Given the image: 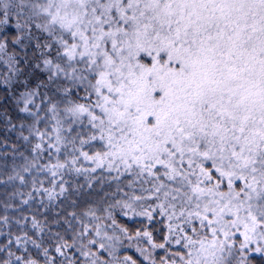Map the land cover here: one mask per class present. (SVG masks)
I'll list each match as a JSON object with an SVG mask.
<instances>
[{"label":"snow or ice","instance_id":"obj_1","mask_svg":"<svg viewBox=\"0 0 264 264\" xmlns=\"http://www.w3.org/2000/svg\"><path fill=\"white\" fill-rule=\"evenodd\" d=\"M0 127V264L264 257V0H0Z\"/></svg>","mask_w":264,"mask_h":264},{"label":"trees","instance_id":"obj_2","mask_svg":"<svg viewBox=\"0 0 264 264\" xmlns=\"http://www.w3.org/2000/svg\"><path fill=\"white\" fill-rule=\"evenodd\" d=\"M6 106L10 110L14 111L11 102H9ZM0 135H6L8 140H9V144L15 142L16 134L14 132L5 133L3 128L0 127ZM4 152H8L9 155L6 159H0V179L6 178V176L9 174L10 167L13 163V160L11 158V149L0 147V155H2ZM53 162H55V161L53 160ZM5 163L8 165L9 170H5L2 167V165H4ZM16 163H21V161L17 160ZM99 174L100 173L98 171L96 175H99ZM105 175H106V173H105ZM39 179L46 180V177L40 176ZM64 179L66 181H68L73 186L83 185V187L80 188L78 190V192L75 193L72 197L73 199H76L79 202L81 207H86L87 204L90 203L91 201L97 200L100 196L103 195L104 191H110L111 190L107 185H105L103 187V190H102L101 186L99 184H96V183H94L93 186L91 188H89L87 185L86 178L83 175L77 176L75 173H72L70 175H65ZM45 186L47 187L48 185L45 184ZM30 188H31V185H29L28 187H21L18 184V182L15 185L0 184V204H2L4 201L8 200L9 194L11 192L19 189L26 194L30 190ZM8 202H13V201H8ZM15 202L18 203V201H15ZM64 203H65V205H67L68 202L65 201ZM35 207H36V205H33V208H35ZM121 221L124 223H127L129 226H133L135 223L134 220L127 218V217H121ZM133 251L134 250H130V254H132ZM251 259L253 261V264H264V257H262L259 254H252Z\"/></svg>","mask_w":264,"mask_h":264}]
</instances>
